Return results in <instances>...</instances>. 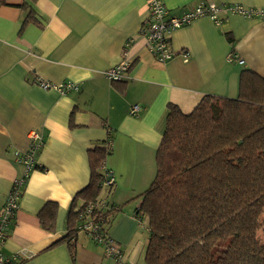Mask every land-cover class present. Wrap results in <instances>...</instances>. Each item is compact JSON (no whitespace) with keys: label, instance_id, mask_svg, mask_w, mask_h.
Wrapping results in <instances>:
<instances>
[{"label":"crops","instance_id":"crops-1","mask_svg":"<svg viewBox=\"0 0 264 264\" xmlns=\"http://www.w3.org/2000/svg\"><path fill=\"white\" fill-rule=\"evenodd\" d=\"M197 1L163 0L175 15ZM207 1L264 6V0ZM21 3L0 5V209L22 172L15 151L28 149L30 131L41 135L43 146L2 251L20 264H115L103 244L78 230V219L73 256L61 240L72 205L82 204L74 197L104 151L102 166L114 177L97 197L114 209L104 233L123 261L145 264L148 221L135 213L156 173L168 106L187 113L205 95L235 98L245 68L264 77V21L230 12L218 23L201 16L168 35L171 49L186 52L187 59L159 62L141 33L148 0H36L27 22ZM125 50L131 65L122 80L111 81L104 72ZM230 54L243 63L228 61ZM36 78L77 83L78 89L59 94L40 88ZM133 105H139L135 114ZM49 202L55 212L46 227L39 213Z\"/></svg>","mask_w":264,"mask_h":264},{"label":"trees","instance_id":"trees-1","mask_svg":"<svg viewBox=\"0 0 264 264\" xmlns=\"http://www.w3.org/2000/svg\"><path fill=\"white\" fill-rule=\"evenodd\" d=\"M35 1L22 0L25 22L33 19ZM168 108L156 173L135 213L148 221L145 264H264L257 238L264 230V77L245 68L235 98L205 95L187 113L173 103ZM101 152L88 184L74 197L82 204L72 205L61 239L72 256L75 221L103 186ZM113 210L102 213L105 223ZM54 212V203L42 208L43 226Z\"/></svg>","mask_w":264,"mask_h":264},{"label":"built area","instance_id":"built-area-1","mask_svg":"<svg viewBox=\"0 0 264 264\" xmlns=\"http://www.w3.org/2000/svg\"><path fill=\"white\" fill-rule=\"evenodd\" d=\"M149 14L141 29L145 37V46L159 62H164L174 56H181L187 59V53L184 51H174L170 47L169 33L191 21L201 17L208 16L214 22H221V14L224 12L236 13L244 18H257L264 21V6L251 7L239 3H215L207 0H199L193 5L184 9L180 14H171L165 6L163 0H148ZM130 39L125 43L129 45ZM121 61L113 67L107 69L104 75L111 81H120L125 72L131 65L126 57V50ZM236 60L242 64L243 60L235 55H228V61ZM35 83L42 89H53L59 94H66L69 91L77 90L78 84L73 82L53 83L40 78H36ZM139 105H133L131 113L135 114ZM29 147L26 151H15L16 160L22 165V172L19 177L14 179L10 190L8 191L3 205L0 209V264H20L16 255H7L2 251V247L7 240L9 226L16 217L19 208V200L22 189L27 181L31 171L38 167L36 154L42 148L43 141L39 133L30 131ZM104 179L103 187H110L114 183V177L110 170L103 167ZM108 208L107 204L96 199L89 202L80 212L78 217V230L85 231L97 243L104 246V253L111 258L115 264H129L122 260V255L117 245L104 233L105 218L102 213Z\"/></svg>","mask_w":264,"mask_h":264},{"label":"rangeland","instance_id":"rangeland-1","mask_svg":"<svg viewBox=\"0 0 264 264\" xmlns=\"http://www.w3.org/2000/svg\"><path fill=\"white\" fill-rule=\"evenodd\" d=\"M263 221H264V207L260 215V222H263ZM257 238L264 245V230L260 229L257 231Z\"/></svg>","mask_w":264,"mask_h":264}]
</instances>
